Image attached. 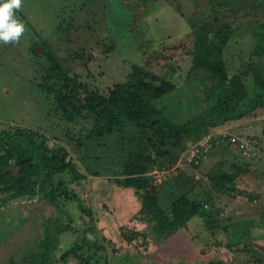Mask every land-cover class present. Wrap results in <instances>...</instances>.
I'll return each instance as SVG.
<instances>
[{
    "label": "rangeland",
    "instance_id": "rangeland-1",
    "mask_svg": "<svg viewBox=\"0 0 264 264\" xmlns=\"http://www.w3.org/2000/svg\"><path fill=\"white\" fill-rule=\"evenodd\" d=\"M16 15L25 33L19 43L0 42V130H38L47 135L50 149L65 146L85 174L69 185L92 208L97 221L87 232L62 231L55 254L60 256L84 234L95 264H264V106L243 105L244 117L189 140L183 158L162 168L150 159L157 150L154 142L160 141L148 130L134 129L136 137L127 130L112 142L89 141V113L69 119L56 98L58 89L66 91L73 103L86 96L108 97L116 85L135 77L136 65H142L176 84L155 100L165 118L178 124L198 118L207 103L203 86L188 76L196 37L220 22L237 20L236 30L247 40L253 38L250 32H256L264 42V0H23ZM235 38L236 33L224 50L232 75L244 61L239 52L242 41ZM47 51L53 52L62 74L56 81L43 76ZM257 58L264 65V52ZM247 97H256L255 89L250 88ZM117 143L124 147L122 156L104 151L112 145L117 148ZM198 147L204 153L195 164L192 158ZM112 158L140 163L152 184L168 186L174 180L178 185L176 174L182 171L202 180V188L195 185L190 196L212 193L225 229L211 239L222 242L204 233L205 223L198 214L172 235L157 234L135 219L141 201L133 188L114 180ZM218 171L233 175L232 192L213 191L209 174ZM5 196L0 195V264H31L30 256L42 251L38 246L47 226L52 230L63 226L68 217H61L57 204L43 193L7 202ZM67 205L62 203L71 217L74 205ZM80 216L88 220L83 211L76 218ZM122 226L146 232L148 242L142 237L128 242ZM104 254L107 259L100 262ZM54 264L80 263L72 257Z\"/></svg>",
    "mask_w": 264,
    "mask_h": 264
},
{
    "label": "trees",
    "instance_id": "trees-1",
    "mask_svg": "<svg viewBox=\"0 0 264 264\" xmlns=\"http://www.w3.org/2000/svg\"><path fill=\"white\" fill-rule=\"evenodd\" d=\"M236 21L213 25L206 34L198 35L195 39L192 49L194 61L188 76L194 79L196 86H203V98L207 103L198 118L179 124L165 118L163 110L155 105V100L175 89L176 84L142 65H136L135 77L116 85L108 97L86 96L85 99L80 98L73 103L66 96V91L62 90L60 93L58 89L56 98L69 119H74L75 115H82L84 112L89 113L92 117L89 141L107 138L112 142L118 134H125L127 130L136 137L134 129H146L160 141L153 144L157 150L154 158L150 157L152 162L162 168L172 167L174 162L183 158L184 152L188 150L186 147L189 140H198L211 127H217L227 120L244 117L246 112L243 105L252 109L264 106V65L262 61H257V57L264 52V42L256 32H250L253 38L247 40L245 33L240 34L236 30ZM258 27L263 28V25ZM235 33V39L242 41L239 42V52L244 61L238 72L232 75L224 50ZM232 52L235 56L237 49ZM46 56L48 63L43 76L48 81H56L62 74L55 64V56L52 51H47ZM199 72L206 74L200 76ZM250 88L255 89L256 97H247ZM49 89L55 87L50 86ZM73 107L76 108L75 114L72 113ZM47 141V135L38 130L20 128L15 132L4 130V133L0 130V195L7 194L4 197L7 202L14 199L31 200L43 193L46 200L57 204L61 217H68L64 227L59 225L52 230L50 225L47 226L44 237L39 241L38 248L42 251L34 252L30 256L31 264L65 263L72 257L77 258L80 264H95L93 260L96 256L88 254L84 234L82 238H75L73 245L60 256L55 254L62 239L58 236L62 231L87 232L95 228L97 221L92 208L85 205L69 185L84 178L85 174L78 169L65 146L59 145L56 149H50ZM108 144L110 143L105 145ZM115 145L117 148L112 145L103 149L107 153L120 155L124 147L118 143ZM199 148L200 151L192 159L193 163L197 159L200 160L201 154L204 153L203 148ZM120 159L123 160L112 158L113 164L110 166L114 180L120 186L133 188L141 201L135 219L146 223L157 234H175L197 214L203 218L204 233H208L210 239L221 229H225L220 210L209 195L212 194L210 191L204 192L207 196L200 197V193L190 196L195 185L199 189L202 188V180L194 179V176L182 171L176 174V178L180 180L178 185L174 180L168 182V186L165 183L152 184L147 175L148 170L143 169L140 163ZM94 173L98 172L95 170ZM233 179L229 172L218 171L209 174L212 189L218 194L232 192ZM62 203L66 206L74 205L71 217L67 214L69 211L63 209ZM79 211H83L88 220L80 216L79 221L76 218ZM122 236L128 242L140 237L144 238L145 243L148 242L147 233L136 228L123 227ZM211 240L222 242L213 238ZM113 250L116 251L114 247ZM104 259H107L105 254L101 256L100 262Z\"/></svg>",
    "mask_w": 264,
    "mask_h": 264
},
{
    "label": "clouds",
    "instance_id": "clouds-1",
    "mask_svg": "<svg viewBox=\"0 0 264 264\" xmlns=\"http://www.w3.org/2000/svg\"><path fill=\"white\" fill-rule=\"evenodd\" d=\"M22 7L23 0H0V42L19 43L26 30L23 21L16 15Z\"/></svg>",
    "mask_w": 264,
    "mask_h": 264
},
{
    "label": "built area",
    "instance_id": "built-area-1",
    "mask_svg": "<svg viewBox=\"0 0 264 264\" xmlns=\"http://www.w3.org/2000/svg\"><path fill=\"white\" fill-rule=\"evenodd\" d=\"M198 150H200V148H199V147L197 148V151H198ZM196 155H197V153L195 152V155H194V157H195ZM192 159H193V158H192Z\"/></svg>",
    "mask_w": 264,
    "mask_h": 264
}]
</instances>
